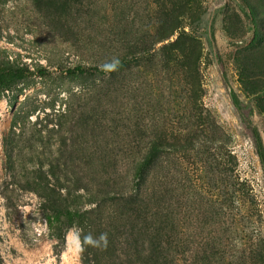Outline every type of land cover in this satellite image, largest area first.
<instances>
[{
    "label": "rangeland",
    "instance_id": "obj_1",
    "mask_svg": "<svg viewBox=\"0 0 264 264\" xmlns=\"http://www.w3.org/2000/svg\"><path fill=\"white\" fill-rule=\"evenodd\" d=\"M0 68L25 72L0 87L2 264H264L224 81L264 143V0H0ZM60 207L82 217L53 230Z\"/></svg>",
    "mask_w": 264,
    "mask_h": 264
},
{
    "label": "trees",
    "instance_id": "obj_2",
    "mask_svg": "<svg viewBox=\"0 0 264 264\" xmlns=\"http://www.w3.org/2000/svg\"><path fill=\"white\" fill-rule=\"evenodd\" d=\"M211 42L213 43V47H215V39L213 38V31L211 28ZM87 70L82 68V67H76L73 70H69V74L71 75H76V74H86ZM25 75V72L23 71H11L10 73H7V71L5 70V68H0V87L3 88L4 90H8L11 86V84L16 81L17 79H21L23 78ZM224 81L227 84L229 90H230V96H231V100L234 104V106L236 107V109L238 110L242 121L246 124V126L252 131L253 136L255 138V144H256V148L258 151V155L260 158V161L262 163L263 166V170H264V143L262 140V137L259 133V131L257 130V128H255L252 124L251 118H250V114L252 112L251 107L248 106H244L243 103L240 101V99L238 98L237 94L232 91L229 87L228 84V80L226 78V76L224 75ZM247 110L250 111V114H247ZM154 156H156V151H153L148 157L147 159L141 163V166L137 172V177L139 179H141L144 175V173H146V171L149 169L150 165L153 162V158ZM82 217V213L79 212V210H71L69 208H63L60 207L58 210H55V212L52 214L51 217L48 218V224L49 226L54 230L55 225H62L63 224V219H67V228L73 227V225L75 223H77V221ZM0 263L2 264L3 262L0 261Z\"/></svg>",
    "mask_w": 264,
    "mask_h": 264
},
{
    "label": "clouds",
    "instance_id": "obj_3",
    "mask_svg": "<svg viewBox=\"0 0 264 264\" xmlns=\"http://www.w3.org/2000/svg\"><path fill=\"white\" fill-rule=\"evenodd\" d=\"M120 65L119 59H113L111 63L104 65V69L106 71H117ZM103 242L104 245L107 244V235L101 234L99 240L93 239L91 235L85 237V243L93 246H99V244Z\"/></svg>",
    "mask_w": 264,
    "mask_h": 264
}]
</instances>
